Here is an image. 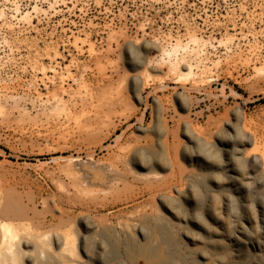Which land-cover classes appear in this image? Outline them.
<instances>
[{"label": "rangeland", "instance_id": "obj_1", "mask_svg": "<svg viewBox=\"0 0 264 264\" xmlns=\"http://www.w3.org/2000/svg\"><path fill=\"white\" fill-rule=\"evenodd\" d=\"M10 222L25 264H264V0H0Z\"/></svg>", "mask_w": 264, "mask_h": 264}, {"label": "bare ground", "instance_id": "obj_2", "mask_svg": "<svg viewBox=\"0 0 264 264\" xmlns=\"http://www.w3.org/2000/svg\"><path fill=\"white\" fill-rule=\"evenodd\" d=\"M179 44L180 43L173 44V45L171 44L168 48H164L162 46L164 49H161L162 47L161 48L159 47L162 51L160 50L161 56H160V59H158V61H160V63H162V62L167 63L165 65L167 66V68H169V70H167L166 72L170 71V73H171V71L172 72L174 71L176 73L177 71H180V74L178 73L180 76H187V77L189 76L190 77V75L192 76V73L195 74V72H193V70H192L193 69L192 67L194 65L193 66H192V64L191 65L188 64V66L182 65L181 61L183 59H181V61H180L179 59H177L178 57L174 58L175 57L174 55H176L177 51L180 49L181 44L180 45ZM138 56H140V54L136 55L133 59V64L135 65V68L138 65V62H140ZM141 61L143 62V60H141ZM142 62H141V64H142ZM142 66H143V64H142ZM141 74H142L141 72H140V75H139V73H137V75H139L140 77H142V79H144V77ZM178 74H177V76H178ZM147 75H148V73H147ZM145 78H146V76H145ZM135 81L136 82H134V83L136 85L140 83L139 78H137ZM143 81H145V80H143ZM199 146L201 147V145H199ZM2 214L7 216L8 218H10V215H13L14 220H18V219L21 220L23 218V216H22L23 215V208L20 207L19 205H16L12 200H6L5 204L3 205V208H2ZM17 226H18L17 223H13V222L0 224V264H25L24 259L30 258L29 256L31 255V253L29 252V250H27L26 247L28 245H32L31 244L32 241L27 240L26 238H28V237L26 235H25L26 236V238H25V236H22L20 233H18L16 231V228H18ZM135 227H138V226L136 225ZM70 231H68V232L63 231L64 234L61 233V235H64V240H63L64 241V247H62L61 252H58V253H60V255H59L60 257L59 256L58 257L62 258L63 255H61V254H63V252H64V254L66 253V256H63L62 261H63V259H65L64 262L66 261V262L71 263V262H76L75 258L78 256L77 254H79V253L77 252V254H76V250H75V237H76V235L74 234L73 231H71L72 233ZM148 235H149V233H148ZM33 236H34V238L38 237L35 234H33ZM37 243L34 245V255L32 254V257L34 256L36 258L30 259V260L32 262H34L33 264H47V263H44L43 261L41 262V260H40V259H43L42 256H44L45 253H44V250L41 247H39ZM154 243H152L151 240H147L145 243H138L132 237L130 239V245H129V249H128L127 253L131 257L142 256L143 258H145L148 261H153V264H165L167 262V258L162 256L161 250L159 248H157V246L155 247L154 245L156 243L155 244ZM24 246H26V247H24ZM80 257L81 256H79V259H80ZM82 258H83V256H82ZM77 259H78V257H77ZM79 259H78L77 264H79ZM80 261H81V259H80ZM58 262H59V260H58Z\"/></svg>", "mask_w": 264, "mask_h": 264}]
</instances>
